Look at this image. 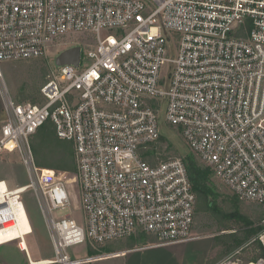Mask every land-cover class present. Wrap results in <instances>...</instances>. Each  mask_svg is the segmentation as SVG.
<instances>
[{"label": "built area", "instance_id": "obj_1", "mask_svg": "<svg viewBox=\"0 0 264 264\" xmlns=\"http://www.w3.org/2000/svg\"><path fill=\"white\" fill-rule=\"evenodd\" d=\"M75 32L96 40L80 45L79 66L54 67L44 103L16 101L4 63L44 57ZM0 100V152H18L30 177L0 180V232L18 228L22 193L34 188L50 264L78 263L71 246L139 231L162 244L191 238L197 195L184 158L143 156L162 121L239 198L264 205V0H0ZM49 121L75 146L86 227L55 216L72 203L68 180L36 163L31 137ZM29 234L5 243L22 248ZM257 240L264 252V232ZM215 264H264V255L245 259L240 248Z\"/></svg>", "mask_w": 264, "mask_h": 264}, {"label": "rangeland", "instance_id": "obj_2", "mask_svg": "<svg viewBox=\"0 0 264 264\" xmlns=\"http://www.w3.org/2000/svg\"><path fill=\"white\" fill-rule=\"evenodd\" d=\"M88 36L91 38L95 37L91 32H75L68 35L67 42L50 47L47 55L44 57L4 63L5 79L12 97L18 102L30 101L34 103H44L45 99L43 98L40 89L48 80L51 71L54 69L56 56L65 49L74 45H81L83 47V51L86 50L85 47L87 44L90 45L96 42L95 39L91 40L87 38ZM166 68L168 67L166 66ZM23 87L27 88L28 91H26V93L31 94V96L27 99H24V93L21 92ZM162 116V119L165 120L164 111ZM3 120V104L0 100V127ZM48 126L49 129L46 128L40 133V135L35 134L33 136V140L38 141L41 135L46 136L53 132V127H51L52 125L50 124ZM1 135L2 133L0 129V137ZM32 145L36 163L39 167L46 168L48 170L53 169L63 173L65 178L68 180L67 188L72 203L70 206L56 210L54 213L55 216L63 217L70 214L80 225L86 227L85 212L82 209V188L79 178L78 164L77 171L75 172L58 167L41 166L36 158L34 143H32ZM60 145L62 148H65L63 145H66V143H63V145L60 143ZM37 146L42 149L43 154L45 152L48 154L46 156V161L48 162L52 156V154H49L51 152V148H47L45 150L44 147L40 145ZM148 151H151V156L154 157L155 164L171 157H185L188 153H193L184 139L182 130L178 127L166 124L164 121L162 123V134L158 139V143L145 149L143 154ZM145 158L149 162H152L147 156H145ZM59 164L61 163L54 162V165ZM210 179L213 182L215 189L214 192L216 194L214 196L210 195L207 199L204 197L202 201L197 202L199 209L196 214L193 232L205 234L213 237L214 239L215 237H219L220 240H218L217 251H222V254L228 251L230 245H232L234 241L237 242V240H241L243 243L238 247V249L243 248V257L245 259H254L258 255H262L263 249L260 242L257 240V236L264 232V205H259L258 203L239 198L223 181H221V179L216 176L214 170L210 173ZM0 180H5L9 187L22 186L30 182L28 168L22 161L18 152L7 149L0 152ZM22 200L34 228L33 233L26 236V241L28 243L32 259H54L55 248L51 238L50 229L47 225L34 188H29L22 193ZM236 208L240 209L241 214L247 215L251 219L252 223L249 225H242L239 222L230 220L226 217L228 212H232ZM255 227H262V229L256 235L249 237L247 235L248 229ZM87 242H91V244L95 246L104 245L97 244L93 241ZM87 242L68 248V252L72 259L84 258L89 255L88 247L86 246ZM10 245L18 246V241L10 243ZM2 249H9V246ZM18 254L21 262L29 264L28 257L25 252Z\"/></svg>", "mask_w": 264, "mask_h": 264}, {"label": "crops", "instance_id": "obj_3", "mask_svg": "<svg viewBox=\"0 0 264 264\" xmlns=\"http://www.w3.org/2000/svg\"><path fill=\"white\" fill-rule=\"evenodd\" d=\"M10 243L13 242L0 244V264H24L19 259L18 253L21 252L26 253L30 264L29 247L26 251L19 244L14 246ZM86 244L89 255L74 259L78 261L76 264H209V259L217 253L214 238L193 232V229L189 240L169 244L160 243L151 233L119 238L99 246L91 242ZM8 246L9 249H2Z\"/></svg>", "mask_w": 264, "mask_h": 264}, {"label": "trees", "instance_id": "obj_4", "mask_svg": "<svg viewBox=\"0 0 264 264\" xmlns=\"http://www.w3.org/2000/svg\"><path fill=\"white\" fill-rule=\"evenodd\" d=\"M54 67H56V64ZM26 91H28L27 88L23 87V90L21 92L24 93V99H27L28 97L31 96V94L26 93ZM162 123H163V121L161 122V134H162ZM50 124L52 125L51 127H53V132H51L49 135H46V136L41 135V137L38 141L37 140L34 141L33 136L35 134L40 135V133L42 131H44L46 128L49 129L48 125H50ZM35 134L32 135L31 142L34 143V145H35L36 158H37L39 165L45 166V167L46 166L47 167H49V166L58 167V168H62L64 170H68L71 172L77 171V158H76L75 146H74L73 142L68 141V140H64V139H60L56 133V128L51 121H49L46 124H44L43 126H41ZM160 137H161V135H160ZM60 143L62 145H63V143H66V145H63V146H65V148H62ZM156 143H158V140L155 143L150 144L148 147L155 145ZM37 145L44 147L45 150L47 148H51L50 149L51 152L49 154H52V156L50 157L48 162L46 161V156L48 154H46V152L43 154L42 149L38 148ZM193 153H188L183 158H184V161L186 163L191 182L193 184V189L197 195V202H198V201H202V199H204V197L207 199L210 195L214 196L216 193L214 192L215 189L213 186V182L210 179V173H211V171H213L212 168L209 166H206L205 163L199 158V156L197 154H195V153L193 154ZM151 154H152L151 151H148V152L144 153L143 156L145 155L148 158H150L152 161L150 163L155 165L154 157L151 156ZM50 160H52V161H50ZM54 162H58L61 164L54 165ZM259 205H261V204H259ZM198 209H199L198 204H196V214H197ZM226 217H228L230 220L239 222L242 225H249L252 223L251 219L247 215L240 213L239 208H236L232 212H228L226 214ZM261 229H262V227L249 228L247 231V235L249 237L256 235ZM138 234L142 235V236H148L149 235V233H146V232H138L137 234H134V235H138ZM156 239H157V237H156ZM218 240H220V238L215 237L214 248L216 250L218 249V247H217ZM242 243L243 242L241 240H237V242L234 241L233 244L230 245L228 251H226L223 254H222V251H217L216 255H214L213 257H211L209 259V264H215L217 261L221 260L222 258H225L226 256L232 254L234 251H236L238 249L239 246L242 245ZM262 254L264 255V252Z\"/></svg>", "mask_w": 264, "mask_h": 264}, {"label": "bare ground", "instance_id": "obj_5", "mask_svg": "<svg viewBox=\"0 0 264 264\" xmlns=\"http://www.w3.org/2000/svg\"><path fill=\"white\" fill-rule=\"evenodd\" d=\"M1 185L5 186L6 183L2 182ZM32 232H33V226L29 218V215L27 211L22 210L20 213V221H19L18 228L11 232H0V244L10 241L11 239H15L19 237L21 234L32 233ZM20 245L23 249H27L28 244H27L26 238L20 241ZM31 263L32 264H50L52 263V261L49 259H43V260L32 259Z\"/></svg>", "mask_w": 264, "mask_h": 264}, {"label": "water", "instance_id": "obj_6", "mask_svg": "<svg viewBox=\"0 0 264 264\" xmlns=\"http://www.w3.org/2000/svg\"><path fill=\"white\" fill-rule=\"evenodd\" d=\"M82 57V48L80 45L71 46L56 56L55 64L60 66L64 64H74L79 66Z\"/></svg>", "mask_w": 264, "mask_h": 264}]
</instances>
